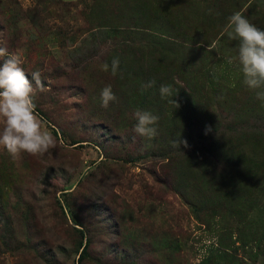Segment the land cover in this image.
Masks as SVG:
<instances>
[{
    "label": "rangeland",
    "instance_id": "1",
    "mask_svg": "<svg viewBox=\"0 0 264 264\" xmlns=\"http://www.w3.org/2000/svg\"><path fill=\"white\" fill-rule=\"evenodd\" d=\"M235 12L264 30V0H0V47L40 72L56 140L16 160L0 146V264H264V101L227 62Z\"/></svg>",
    "mask_w": 264,
    "mask_h": 264
},
{
    "label": "clouds",
    "instance_id": "2",
    "mask_svg": "<svg viewBox=\"0 0 264 264\" xmlns=\"http://www.w3.org/2000/svg\"><path fill=\"white\" fill-rule=\"evenodd\" d=\"M227 36L237 41V55L228 58L229 64L238 61L243 73V83L253 91L258 100L264 101V30L257 28L240 12L233 13L228 18ZM7 57L0 63V146L8 155L16 160L21 154L31 156L44 155L56 145L51 132L42 128V122L36 111V89L44 90L39 71L33 72L29 80L19 55L9 54L8 50L0 47V58ZM119 57L111 62V74L116 76L119 70ZM102 70L109 71V64L104 63ZM35 86H34V84ZM155 86V81L142 84V89ZM159 93L162 99L171 98L170 103L178 107L172 99L173 89L170 85H160ZM101 106L107 109L110 103L116 102L111 85L105 86L101 93ZM136 124L132 131L142 138H154L157 135L159 117L150 111L137 109L134 112ZM188 147L187 141H173V147Z\"/></svg>",
    "mask_w": 264,
    "mask_h": 264
},
{
    "label": "trees",
    "instance_id": "3",
    "mask_svg": "<svg viewBox=\"0 0 264 264\" xmlns=\"http://www.w3.org/2000/svg\"><path fill=\"white\" fill-rule=\"evenodd\" d=\"M239 130V129H238ZM242 130V129H241ZM207 140V139H206ZM205 142L206 141H202V144H205ZM207 142H208V140H207ZM211 142H213V141H211ZM237 143V142H236ZM203 149V148H202ZM206 151L207 152H209V151H211V147L209 148V149H206ZM225 161V163H231V165H230V167H235L236 165H237V163L234 161V160H230V161H228V159H225L224 160ZM228 161V162H227ZM85 248H86V246H84V247H82V249H81V253H83V252H85Z\"/></svg>",
    "mask_w": 264,
    "mask_h": 264
}]
</instances>
